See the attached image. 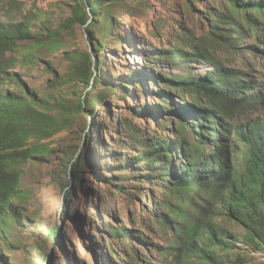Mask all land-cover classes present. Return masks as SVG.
<instances>
[{"label":"trees","instance_id":"obj_1","mask_svg":"<svg viewBox=\"0 0 264 264\" xmlns=\"http://www.w3.org/2000/svg\"><path fill=\"white\" fill-rule=\"evenodd\" d=\"M118 1L122 0H75L71 15L60 25L100 23V37H94L93 30L88 29L93 47L98 49L117 24L113 5ZM217 1L221 9L213 15V26L220 24L223 31L213 33V39L226 51H236L237 37L244 30L255 31L258 19L264 18V0ZM237 13L242 21L237 20ZM60 48H65L63 57L68 62L64 72L43 59ZM89 50L90 47L70 48L61 37L59 25L51 29L46 19L26 12L20 1L0 0V264H12L6 251L15 250L13 229L24 228V220L29 218L21 203L26 198L22 166L53 152L46 140L73 130L84 113L95 118V107L114 92L112 86H100L101 76L95 71ZM145 53L147 62L155 66L205 62L209 69L194 73L189 67L187 75L179 76L134 70L125 76L127 92L129 82H134L146 97L152 93L162 100L152 109L161 111L166 120L161 128L171 126L176 137H143L139 127L125 122L138 151L123 158L124 166L143 169L146 176L139 174L140 177L156 179L168 193L161 204L169 222L160 221L175 235L171 250L182 251L173 264H237L236 260H242L235 251L238 242L246 248L264 250V80L247 73L243 77L234 68L218 63L200 45L192 44L190 49L154 47ZM40 61H44L45 70L53 73L47 80L51 88L48 91L32 87L17 70L19 64L29 66ZM150 83L157 90H152ZM79 87L89 90L77 94ZM183 93H190L192 101L188 102ZM249 110L253 111L251 116L237 124L233 122L238 114ZM148 111L150 106L144 105L138 113ZM179 127L189 130L194 140L180 133ZM75 160L72 178L81 183L83 170L90 163L88 152ZM216 209L240 225L243 232L220 225ZM132 233L123 227L111 231L114 238L136 236L143 240ZM62 236L63 230L53 229L47 242ZM41 250L49 263L47 247ZM132 254L136 261L133 264H141L137 250L132 249ZM232 256L236 259L233 262Z\"/></svg>","mask_w":264,"mask_h":264},{"label":"rangeland","instance_id":"obj_2","mask_svg":"<svg viewBox=\"0 0 264 264\" xmlns=\"http://www.w3.org/2000/svg\"><path fill=\"white\" fill-rule=\"evenodd\" d=\"M18 1L23 3L26 12L46 19L51 29L59 25L61 37L70 48L90 47L95 71L101 76L100 86H112L114 92L95 107V118L84 113L73 130L46 140L53 152L42 160L33 159L22 166L26 198L21 203L29 218L24 220V228L13 229L15 250L6 251L10 261L12 264H133L136 261L132 249H135L141 264L176 263L182 251L171 250L175 235L160 221L169 222L161 204L168 193L156 179L144 177L143 169L126 168L123 159L138 151L125 122L131 121L139 127L143 137L156 134L175 138V130L171 126L161 128L166 124L165 116L152 109L162 100L152 93L146 97L134 82H129L127 92L125 76L134 70L152 74L161 72L168 76L187 75L189 67L194 73H204L209 69L205 62L183 66L167 63L155 66L147 62L145 51L154 47L190 49L194 44L207 49L218 63L234 68L243 77L247 73L264 80V18L258 19L255 31L244 30L237 37L236 51H226L218 40L213 39V33L223 31L220 24L213 26V15L221 9L217 0H143L141 4L122 0L113 5L116 26L96 49L88 29L93 30L94 37H100V23L96 26L80 22L71 27L60 25L71 15L75 0ZM237 20H243L238 13ZM64 50L60 48L43 59L52 62L58 72H64L68 65L63 57ZM43 62L29 66L19 64L17 70L32 87L48 91L51 88L47 86V80L53 73L44 69ZM150 87L157 90L153 83ZM88 90L79 87L76 93ZM183 94L188 102L192 101L190 93ZM144 105L150 106L151 111L139 114ZM252 114L251 110L240 113L233 122L237 124ZM179 130L187 139L194 140L189 130L184 127ZM86 151L91 164L83 170L84 181L77 183L72 178L71 167L77 161H73L74 158L77 156L78 159ZM116 186L125 189L119 191L114 188ZM72 193H77L76 197L72 198ZM187 207L194 209L188 204ZM215 212L220 225L237 233L243 232L242 227L229 220L222 211L216 209ZM116 227L133 231V235L143 240L136 236L114 238L111 231ZM53 229L63 230V236L48 243V234ZM237 245L235 251L242 255V260L232 256V262L235 259L237 264H264V250L246 248L241 242ZM43 246L48 249L49 263L43 259Z\"/></svg>","mask_w":264,"mask_h":264}]
</instances>
